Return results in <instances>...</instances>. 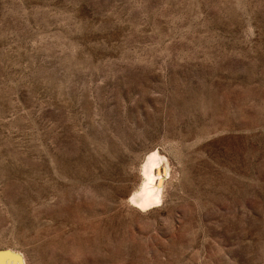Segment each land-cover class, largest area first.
Segmentation results:
<instances>
[{"label":"rangeland","instance_id":"374dc122","mask_svg":"<svg viewBox=\"0 0 264 264\" xmlns=\"http://www.w3.org/2000/svg\"><path fill=\"white\" fill-rule=\"evenodd\" d=\"M0 248L264 264V0H0Z\"/></svg>","mask_w":264,"mask_h":264},{"label":"bare ground","instance_id":"6f19581e","mask_svg":"<svg viewBox=\"0 0 264 264\" xmlns=\"http://www.w3.org/2000/svg\"><path fill=\"white\" fill-rule=\"evenodd\" d=\"M167 159L169 158H166L157 150H153L148 154L142 166L143 181L141 186L130 196L129 201L133 205L144 209L161 201L162 196H164L162 191L164 190L165 181L169 174Z\"/></svg>","mask_w":264,"mask_h":264},{"label":"water","instance_id":"95a60500","mask_svg":"<svg viewBox=\"0 0 264 264\" xmlns=\"http://www.w3.org/2000/svg\"><path fill=\"white\" fill-rule=\"evenodd\" d=\"M0 264H25L21 252L11 248H0Z\"/></svg>","mask_w":264,"mask_h":264}]
</instances>
